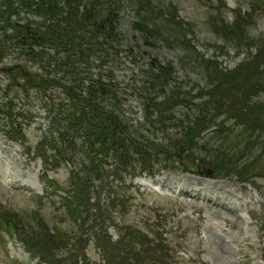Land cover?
Returning a JSON list of instances; mask_svg holds the SVG:
<instances>
[{
    "label": "trees",
    "instance_id": "obj_1",
    "mask_svg": "<svg viewBox=\"0 0 264 264\" xmlns=\"http://www.w3.org/2000/svg\"><path fill=\"white\" fill-rule=\"evenodd\" d=\"M124 4V0H0V64L15 55L24 65L14 67L11 74L15 89L21 93H13L7 86L4 91L0 89V129L13 140H21L23 124L33 123L31 103L27 102L30 90L44 91L45 94L36 93V101L47 114L48 130L35 147V156L41 158L45 169L62 166L65 160L72 166L63 188L67 197L58 198L64 217L72 219L76 231L51 234L41 223L32 227L20 218L13 224L7 221L27 251L49 264L74 263L72 259L77 260V253L82 252L89 239L101 250L102 264H173L171 249L162 239L159 225L142 229L124 224L117 228L119 239L112 241L107 227L113 225L114 214L124 215L130 209L124 195L118 196L119 200L117 196L110 199L116 194L112 182L143 173L152 176L156 167H167L168 159L183 161L192 156L189 147L198 135L206 130V125L216 124L232 104L222 102L219 106L216 101L220 99L212 92L226 94L224 98L229 99L235 97L233 92L243 98L248 92L261 89L258 73L252 70L249 74L248 64L224 74L216 63L202 61L192 52L194 60L188 54L180 59L184 72L190 66L204 67L211 85V96H202L198 104L190 102L196 97H181L183 85L176 87L174 98L165 94L174 70L157 59L149 61L139 86L129 84L121 91L113 70L120 65L123 37L119 24ZM126 6L135 7L138 22H133V29L147 44L151 40L175 44L173 38L181 32L192 37L188 26L182 25L184 31L176 27V10L169 1L127 0ZM211 25L215 28L214 22ZM167 26L169 31L162 30ZM215 29L239 50L250 48L238 24ZM191 42L188 41L187 49L194 51ZM186 45L182 41L178 47L184 49ZM262 46V42L254 46L253 62ZM31 66L37 72H31ZM130 97H136L143 110L145 124L140 128L124 115L123 106ZM251 107L247 118L252 124L245 127L247 138L252 137L253 129L263 130L264 103ZM175 109L182 111L179 117L174 114ZM218 110L224 112L217 114ZM154 130L161 131L170 141L173 152L166 159H161L157 138L149 133ZM202 167L193 163L191 170H203ZM214 170L221 174L220 169ZM72 249L76 252L68 260L58 254L60 250L68 254ZM136 250H143V256L136 257Z\"/></svg>",
    "mask_w": 264,
    "mask_h": 264
},
{
    "label": "rangeland",
    "instance_id": "obj_2",
    "mask_svg": "<svg viewBox=\"0 0 264 264\" xmlns=\"http://www.w3.org/2000/svg\"><path fill=\"white\" fill-rule=\"evenodd\" d=\"M124 1L119 26L124 39L122 53L120 65L113 70L121 91L122 87H129V84L139 86L149 61L157 59L175 70L173 81H169L165 89L166 95L174 98L172 93L175 90L172 89L180 83L184 86L181 97L198 95L208 86V79L202 70L204 67L200 69L190 66L184 72L180 63L185 54L194 60L192 52H198L213 63L220 64L225 71L233 70L241 63L248 64L249 74L252 70L258 73L261 89L260 92L250 91L243 98L235 96L226 99V94L221 96L223 93H213L221 101H216L219 106L222 102L227 105L232 103L228 107L230 110L226 114H222L224 110L219 111L218 114L222 115L215 121L216 124L205 126L204 133L198 135L194 144L189 147L192 156L185 157L182 165L173 160V171H161L153 178L144 175L136 178L132 182L135 189L126 193L135 206L123 216L116 215L113 223L118 228L121 224L137 227L159 225L162 239L172 249L174 264H264V131L253 129L251 138H247L248 133L245 132V127L252 124L247 118L250 110H253L251 106L254 103H264V0H175L178 7L176 22L179 23L176 27L184 31L182 23L192 26L191 30L195 35L194 51L187 49L191 39L183 36V32L173 38L175 44L154 40L149 44L145 43L142 36L133 29V22H138L135 7L126 6L127 0ZM235 7L238 8V16L244 17L240 30L248 38L249 47L263 43L255 62L252 61V55L240 53L234 42L219 40L221 32L214 30L211 25L207 26L208 15L214 18V22L222 21L226 25L233 23L236 14L232 9ZM221 29L220 27L219 30ZM162 30L169 31V26ZM239 38H243V35ZM182 41L187 43L184 49L178 47ZM21 63L20 58L10 55L0 68L5 70ZM8 75L5 71L0 73L1 90H6ZM8 86L9 90H14L13 93L19 92L15 89L14 82H10ZM37 92L45 94L44 91L30 90L27 101L31 103L29 111L39 115L35 118L36 121L45 123L43 117L46 114L38 108L36 101ZM124 109L126 117L136 128L143 126V111L136 97L130 98ZM181 113L178 109L174 111L177 117ZM23 129L25 137L22 144L10 143L0 134V216L9 218L13 223L22 217L30 226L36 227L37 222L32 217L36 213L52 234L57 231L70 232L73 223L70 218L64 217L59 205L53 204L51 198L41 201L43 193L49 194L54 190L53 182L57 188L65 183L66 171L60 167L45 169L34 154L35 144L46 129L45 126L42 132L33 125H25ZM152 132L162 140L161 131ZM241 135L246 138H238ZM169 144L164 140L162 144L157 143L161 159L172 154ZM195 162L203 166V172L211 170L213 174L207 177L195 173L196 171H189L191 169L187 164ZM184 167L186 171H182ZM214 169H220V173L227 178L217 181ZM153 185H159L162 192L168 194L155 196L151 193L154 192L151 189ZM118 191L116 189V193ZM249 210H253L254 215H249L248 220L246 212ZM214 223L225 224L227 232L221 231ZM109 233L112 239L117 238L114 228L111 227ZM7 239L8 235L0 234V264H26L14 259L19 251H23L24 243H14V252L10 250ZM85 248H88L87 257L93 261L87 264L98 263L99 257L93 245ZM58 254L67 260L65 256L71 252L66 254V251L60 250ZM134 254L140 258L144 251L136 250Z\"/></svg>",
    "mask_w": 264,
    "mask_h": 264
}]
</instances>
